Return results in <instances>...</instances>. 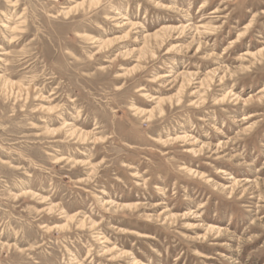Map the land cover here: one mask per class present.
Here are the masks:
<instances>
[{"label":"rangeland","instance_id":"374dc122","mask_svg":"<svg viewBox=\"0 0 264 264\" xmlns=\"http://www.w3.org/2000/svg\"><path fill=\"white\" fill-rule=\"evenodd\" d=\"M0 264H264V0H0Z\"/></svg>","mask_w":264,"mask_h":264},{"label":"bare ground","instance_id":"6f19581e","mask_svg":"<svg viewBox=\"0 0 264 264\" xmlns=\"http://www.w3.org/2000/svg\"><path fill=\"white\" fill-rule=\"evenodd\" d=\"M111 42H112V41H111ZM112 43H113V42H112ZM166 77H168V76H166V75L162 76L163 79H165ZM262 92H263V91H262ZM236 100H237V99H236ZM160 103H161V102H160ZM244 103H245V104H248V103H250V102H249V101H244ZM160 109H161V106H160ZM143 113H145V112H142V114H143ZM87 136H88V135H87ZM193 153H194V152H193ZM223 172H224V171H220V173H223Z\"/></svg>","mask_w":264,"mask_h":264}]
</instances>
